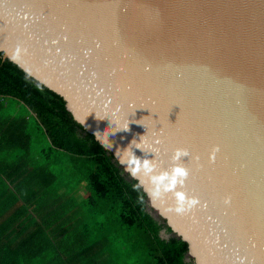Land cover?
Returning <instances> with one entry per match:
<instances>
[{"label": "water", "instance_id": "1", "mask_svg": "<svg viewBox=\"0 0 264 264\" xmlns=\"http://www.w3.org/2000/svg\"><path fill=\"white\" fill-rule=\"evenodd\" d=\"M0 54L112 143L123 171L115 153L133 140L165 170L189 150L180 190L200 205L177 214L140 188L188 261L264 264V0H0Z\"/></svg>", "mask_w": 264, "mask_h": 264}, {"label": "trees", "instance_id": "2", "mask_svg": "<svg viewBox=\"0 0 264 264\" xmlns=\"http://www.w3.org/2000/svg\"><path fill=\"white\" fill-rule=\"evenodd\" d=\"M134 185L62 97L0 54V264H193Z\"/></svg>", "mask_w": 264, "mask_h": 264}, {"label": "clouds", "instance_id": "3", "mask_svg": "<svg viewBox=\"0 0 264 264\" xmlns=\"http://www.w3.org/2000/svg\"><path fill=\"white\" fill-rule=\"evenodd\" d=\"M21 51L22 49L18 47L16 50L17 57L20 55ZM15 58L16 57H14V59ZM146 70H150V68ZM95 136L99 139L97 132L95 133ZM142 138L143 137H141V140ZM155 143L159 144L161 141L156 140ZM133 144L138 145L139 143L133 140L132 145H130L127 150H123V155H121V150H117L115 158L124 168V171L127 172L132 179L138 181V183L133 186L134 190L138 191L141 187H143L154 203L156 201L164 202L167 197L171 196L174 199L175 207L170 210L177 214H184L200 205L201 201L198 197H190L185 191L180 190L186 187V182L190 176L189 169L183 164L184 157H191V153L188 149L177 148L171 158V168L169 170H165L162 168L157 158L154 160H142L141 158H138L132 151ZM101 145L109 150H111L113 146L112 143L107 141H101ZM137 148L139 147L137 146ZM219 151L220 148L218 146L212 150L210 157L212 162H215L216 153ZM194 159L198 161L199 157L197 156ZM139 202H143L142 197ZM224 204L230 205L231 197L225 198ZM204 207H207L206 203L204 204Z\"/></svg>", "mask_w": 264, "mask_h": 264}, {"label": "rangeland", "instance_id": "4", "mask_svg": "<svg viewBox=\"0 0 264 264\" xmlns=\"http://www.w3.org/2000/svg\"><path fill=\"white\" fill-rule=\"evenodd\" d=\"M163 236H166V234L163 232ZM117 243V242H116ZM116 252H119V251H122V254L126 251V253L128 252V250L127 249H118L117 248V250H115ZM127 256V259H128V262H130L131 261V258H132V256L130 257V255H126ZM119 258H121L120 256H118L116 259H119ZM131 264H134V262H132Z\"/></svg>", "mask_w": 264, "mask_h": 264}]
</instances>
